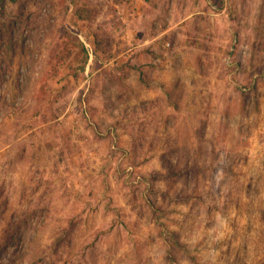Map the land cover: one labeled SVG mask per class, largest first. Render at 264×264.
<instances>
[{
    "label": "rangeland",
    "instance_id": "1",
    "mask_svg": "<svg viewBox=\"0 0 264 264\" xmlns=\"http://www.w3.org/2000/svg\"><path fill=\"white\" fill-rule=\"evenodd\" d=\"M0 264H264V0H2Z\"/></svg>",
    "mask_w": 264,
    "mask_h": 264
},
{
    "label": "built area",
    "instance_id": "2",
    "mask_svg": "<svg viewBox=\"0 0 264 264\" xmlns=\"http://www.w3.org/2000/svg\"><path fill=\"white\" fill-rule=\"evenodd\" d=\"M84 45H85V47L89 50L88 52H89V54H90V52H91L90 46H89L88 44H86L85 42H84ZM90 56H91V54H90Z\"/></svg>",
    "mask_w": 264,
    "mask_h": 264
},
{
    "label": "water",
    "instance_id": "3",
    "mask_svg": "<svg viewBox=\"0 0 264 264\" xmlns=\"http://www.w3.org/2000/svg\"><path fill=\"white\" fill-rule=\"evenodd\" d=\"M2 0H0V2H1Z\"/></svg>",
    "mask_w": 264,
    "mask_h": 264
}]
</instances>
